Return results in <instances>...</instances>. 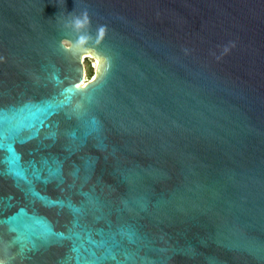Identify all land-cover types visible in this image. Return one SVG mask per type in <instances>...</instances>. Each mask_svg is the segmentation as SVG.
Wrapping results in <instances>:
<instances>
[{"label": "water", "instance_id": "obj_1", "mask_svg": "<svg viewBox=\"0 0 264 264\" xmlns=\"http://www.w3.org/2000/svg\"><path fill=\"white\" fill-rule=\"evenodd\" d=\"M0 264H264V0H0Z\"/></svg>", "mask_w": 264, "mask_h": 264}, {"label": "rangeland", "instance_id": "obj_2", "mask_svg": "<svg viewBox=\"0 0 264 264\" xmlns=\"http://www.w3.org/2000/svg\"><path fill=\"white\" fill-rule=\"evenodd\" d=\"M94 61L95 60L91 57H86L85 60H83L85 66V82L91 80L94 76V67L92 66ZM89 73H91V75H88Z\"/></svg>", "mask_w": 264, "mask_h": 264}, {"label": "bare ground", "instance_id": "obj_3", "mask_svg": "<svg viewBox=\"0 0 264 264\" xmlns=\"http://www.w3.org/2000/svg\"><path fill=\"white\" fill-rule=\"evenodd\" d=\"M86 57H91L93 60H95L93 63H94V66L96 65V58H94L90 53H87V54H84L83 55V60H85ZM85 76L83 77V80H82V83L85 84Z\"/></svg>", "mask_w": 264, "mask_h": 264}, {"label": "snow or ice", "instance_id": "obj_4", "mask_svg": "<svg viewBox=\"0 0 264 264\" xmlns=\"http://www.w3.org/2000/svg\"><path fill=\"white\" fill-rule=\"evenodd\" d=\"M71 91H76V88L74 87ZM48 107H51V105H48ZM13 154H14L15 164H18L19 161L17 159V156L15 153H13Z\"/></svg>", "mask_w": 264, "mask_h": 264}, {"label": "built area", "instance_id": "obj_5", "mask_svg": "<svg viewBox=\"0 0 264 264\" xmlns=\"http://www.w3.org/2000/svg\"><path fill=\"white\" fill-rule=\"evenodd\" d=\"M92 66H94V63H92ZM81 84H83V83H81Z\"/></svg>", "mask_w": 264, "mask_h": 264}, {"label": "trees", "instance_id": "obj_6", "mask_svg": "<svg viewBox=\"0 0 264 264\" xmlns=\"http://www.w3.org/2000/svg\"><path fill=\"white\" fill-rule=\"evenodd\" d=\"M88 75H91V73H89Z\"/></svg>", "mask_w": 264, "mask_h": 264}, {"label": "flooded vegetation", "instance_id": "obj_7", "mask_svg": "<svg viewBox=\"0 0 264 264\" xmlns=\"http://www.w3.org/2000/svg\"><path fill=\"white\" fill-rule=\"evenodd\" d=\"M94 67V66H93ZM85 79V78H84Z\"/></svg>", "mask_w": 264, "mask_h": 264}]
</instances>
